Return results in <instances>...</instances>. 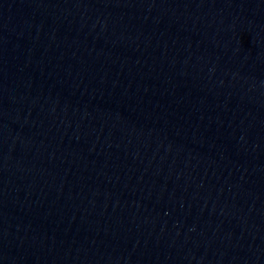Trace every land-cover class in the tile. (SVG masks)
I'll return each instance as SVG.
<instances>
[{
  "label": "water",
  "instance_id": "water-1",
  "mask_svg": "<svg viewBox=\"0 0 264 264\" xmlns=\"http://www.w3.org/2000/svg\"><path fill=\"white\" fill-rule=\"evenodd\" d=\"M0 264H264V0H0Z\"/></svg>",
  "mask_w": 264,
  "mask_h": 264
}]
</instances>
